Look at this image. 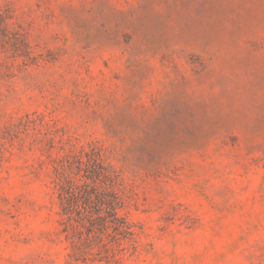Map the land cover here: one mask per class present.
Segmentation results:
<instances>
[{
  "label": "rangeland",
  "instance_id": "rangeland-1",
  "mask_svg": "<svg viewBox=\"0 0 264 264\" xmlns=\"http://www.w3.org/2000/svg\"><path fill=\"white\" fill-rule=\"evenodd\" d=\"M0 144V264H106L61 231L83 148L122 180L118 264H264V0H0Z\"/></svg>",
  "mask_w": 264,
  "mask_h": 264
},
{
  "label": "trees",
  "instance_id": "trees-1",
  "mask_svg": "<svg viewBox=\"0 0 264 264\" xmlns=\"http://www.w3.org/2000/svg\"><path fill=\"white\" fill-rule=\"evenodd\" d=\"M1 18L6 24L5 17ZM68 169L74 175L68 176ZM55 171L61 231L69 242V256L118 264L133 254L137 232L121 212L125 200L120 174L101 161L99 154L84 148L61 155Z\"/></svg>",
  "mask_w": 264,
  "mask_h": 264
}]
</instances>
